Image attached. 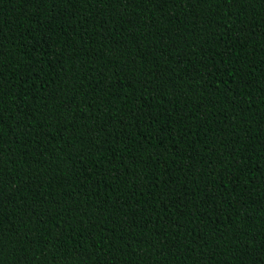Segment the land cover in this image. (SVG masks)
<instances>
[{
	"label": "trees",
	"instance_id": "16d2710c",
	"mask_svg": "<svg viewBox=\"0 0 264 264\" xmlns=\"http://www.w3.org/2000/svg\"><path fill=\"white\" fill-rule=\"evenodd\" d=\"M0 264H264V0H0Z\"/></svg>",
	"mask_w": 264,
	"mask_h": 264
}]
</instances>
